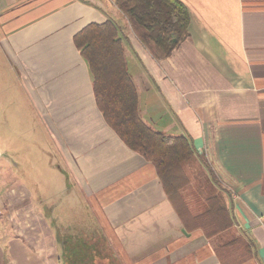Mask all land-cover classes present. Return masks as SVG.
I'll return each instance as SVG.
<instances>
[{
	"label": "crops",
	"instance_id": "obj_1",
	"mask_svg": "<svg viewBox=\"0 0 264 264\" xmlns=\"http://www.w3.org/2000/svg\"><path fill=\"white\" fill-rule=\"evenodd\" d=\"M181 1L189 37L156 60L116 0H0V129L18 128L23 113L42 131L54 194L51 204L40 192L34 200L40 182L29 191L1 167L0 264H264V0ZM107 21L122 39L142 120L191 141L226 190L231 231H189L153 163L105 121L75 36ZM24 201L27 223L42 218L53 229L31 236L36 243L13 227ZM239 236L252 249L240 263L245 248H229Z\"/></svg>",
	"mask_w": 264,
	"mask_h": 264
},
{
	"label": "trees",
	"instance_id": "obj_2",
	"mask_svg": "<svg viewBox=\"0 0 264 264\" xmlns=\"http://www.w3.org/2000/svg\"><path fill=\"white\" fill-rule=\"evenodd\" d=\"M116 4L156 60L169 57L189 37L190 15L181 0H116ZM75 44L93 74L96 103L105 121L131 150L153 163L184 226L189 231L202 229L209 237L231 231L234 220L226 190L206 160L207 187H192L188 171L198 156L191 141L184 135H166L142 120L137 86L117 26L110 21L90 24L75 36ZM229 245L247 251L238 263L250 259L251 245L243 237ZM79 258L74 261L79 263Z\"/></svg>",
	"mask_w": 264,
	"mask_h": 264
},
{
	"label": "rangeland",
	"instance_id": "obj_3",
	"mask_svg": "<svg viewBox=\"0 0 264 264\" xmlns=\"http://www.w3.org/2000/svg\"><path fill=\"white\" fill-rule=\"evenodd\" d=\"M19 119L21 122L18 128L0 129V152L2 151L5 154L3 160L0 161V169L3 167L5 174L9 173V176L12 174L25 187H27L29 191L34 189V187L32 188V180L35 181L34 183L40 182V186L38 185L39 187H36L37 191H34L35 193L33 192V199L38 200L37 195L40 192L42 193V197L45 198L46 196L45 200L51 204L53 202L54 194L50 191L48 192L49 187L45 181L48 177L49 169H51L50 161L47 160V155L49 157V145L46 140H44V134L39 128L29 127V120L23 117V113L19 114L17 120ZM208 172L205 159L202 156L198 157L195 167L188 171L189 175L191 174V180L193 181L192 187L195 190L197 188H203L204 186L207 187L209 181L208 177L204 175ZM214 184L216 188L221 189L216 182H214ZM19 188L22 189V186ZM20 192L10 194L12 200L15 199V196L23 200L28 196L27 191L24 193ZM224 195L227 200L226 192H224ZM21 208H23V210L22 212L19 211V213L23 214L22 222L20 220V223L17 225L15 224L13 227L16 229L17 233L25 237L28 241L32 243L35 241L36 243V240L33 239L34 237L38 235L44 238L49 231L53 230L51 228V230L48 231V225L44 222L45 219L43 220L42 218L39 219L38 225L27 223L32 221L30 216L31 210L30 208L27 209L28 206L25 201ZM14 211H16V209H14ZM40 211L43 214L46 213L49 217L51 216V210L48 206H41ZM9 227L11 226H8V228ZM59 234L62 235L61 233ZM31 236L34 237L32 238ZM38 246L44 248V242L40 241ZM58 246L60 248L59 258L63 261L64 247L63 240L60 237L58 240Z\"/></svg>",
	"mask_w": 264,
	"mask_h": 264
}]
</instances>
